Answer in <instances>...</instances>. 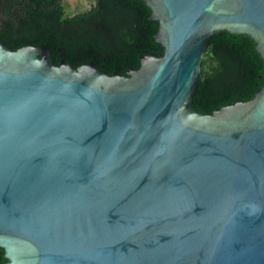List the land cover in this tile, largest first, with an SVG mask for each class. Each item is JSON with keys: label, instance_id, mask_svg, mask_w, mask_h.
<instances>
[{"label": "water", "instance_id": "water-1", "mask_svg": "<svg viewBox=\"0 0 264 264\" xmlns=\"http://www.w3.org/2000/svg\"><path fill=\"white\" fill-rule=\"evenodd\" d=\"M142 1L163 54L126 75L0 39L4 264H264V84L190 102L210 35L264 59V0Z\"/></svg>", "mask_w": 264, "mask_h": 264}, {"label": "trees", "instance_id": "trees-1", "mask_svg": "<svg viewBox=\"0 0 264 264\" xmlns=\"http://www.w3.org/2000/svg\"><path fill=\"white\" fill-rule=\"evenodd\" d=\"M142 0H96L87 11L68 17L63 0H0V39L9 48L48 45L53 65L79 67L93 62L108 74L138 69L140 57H160L154 39L158 23ZM249 34L210 35L201 71L190 96L205 113L237 99L252 98L264 84V59ZM9 262L0 248V264Z\"/></svg>", "mask_w": 264, "mask_h": 264}, {"label": "rangeland", "instance_id": "rangeland-1", "mask_svg": "<svg viewBox=\"0 0 264 264\" xmlns=\"http://www.w3.org/2000/svg\"><path fill=\"white\" fill-rule=\"evenodd\" d=\"M95 3L96 0H63L65 13L68 17L89 10ZM203 57L205 56L203 55Z\"/></svg>", "mask_w": 264, "mask_h": 264}]
</instances>
